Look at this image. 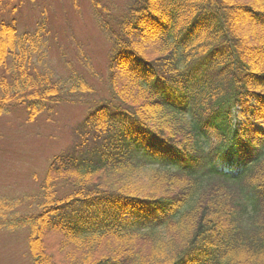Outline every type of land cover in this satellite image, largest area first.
Returning <instances> with one entry per match:
<instances>
[{
  "label": "trees",
  "instance_id": "obj_1",
  "mask_svg": "<svg viewBox=\"0 0 264 264\" xmlns=\"http://www.w3.org/2000/svg\"><path fill=\"white\" fill-rule=\"evenodd\" d=\"M12 2L0 117L88 106L37 190L0 198L29 263L264 264V0H89L109 45L99 101L81 74L39 68L47 19L20 32Z\"/></svg>",
  "mask_w": 264,
  "mask_h": 264
},
{
  "label": "rangeland",
  "instance_id": "obj_2",
  "mask_svg": "<svg viewBox=\"0 0 264 264\" xmlns=\"http://www.w3.org/2000/svg\"><path fill=\"white\" fill-rule=\"evenodd\" d=\"M110 1L122 5L126 0H102L105 5ZM9 5H14L11 11H15L4 17L15 18L20 32L32 31L41 20L47 19L49 46L40 69L55 79L74 72L81 74L94 88L95 101L107 96L109 45L98 28L89 0H14ZM114 11L120 15L118 8L114 7ZM3 12L0 8L1 16ZM87 111V105L62 103L33 123H26L21 112L1 115L0 198H17L36 191L52 158L72 151V131L81 124ZM234 122L243 123L237 115ZM130 144L134 145L132 141ZM139 150L144 153L143 148ZM144 159L145 168L161 162L149 154ZM25 244L23 231L0 229V264H30Z\"/></svg>",
  "mask_w": 264,
  "mask_h": 264
}]
</instances>
